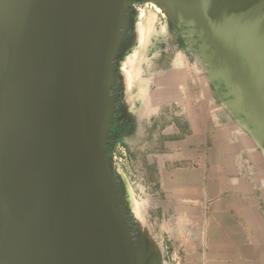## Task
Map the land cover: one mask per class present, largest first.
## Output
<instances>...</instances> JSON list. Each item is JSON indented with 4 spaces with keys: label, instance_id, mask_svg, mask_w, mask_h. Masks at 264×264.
Instances as JSON below:
<instances>
[{
    "label": "water",
    "instance_id": "obj_1",
    "mask_svg": "<svg viewBox=\"0 0 264 264\" xmlns=\"http://www.w3.org/2000/svg\"><path fill=\"white\" fill-rule=\"evenodd\" d=\"M264 144V0H156ZM130 0H0V264H154L107 144Z\"/></svg>",
    "mask_w": 264,
    "mask_h": 264
},
{
    "label": "rangeland",
    "instance_id": "obj_2",
    "mask_svg": "<svg viewBox=\"0 0 264 264\" xmlns=\"http://www.w3.org/2000/svg\"><path fill=\"white\" fill-rule=\"evenodd\" d=\"M198 44L158 1L130 4L111 88L115 121L124 129L110 133L107 144L115 187L154 264H264V144L251 141L237 149L230 141L228 165L221 166L230 177L237 170L246 183L255 221H234L216 200L195 199L189 189L180 195L183 182L198 178L200 158L190 152L188 159L178 145L187 132L186 66L202 68ZM218 143L228 144L210 141L207 150Z\"/></svg>",
    "mask_w": 264,
    "mask_h": 264
},
{
    "label": "crops",
    "instance_id": "obj_3",
    "mask_svg": "<svg viewBox=\"0 0 264 264\" xmlns=\"http://www.w3.org/2000/svg\"><path fill=\"white\" fill-rule=\"evenodd\" d=\"M186 68V116L183 124L187 132L178 145L183 155H188V159L191 152V157L200 158V161L198 170H194L195 179L196 176L198 178L183 182L180 190H184V193L180 195L188 196L185 191L189 189V194L195 199L205 203L216 200L217 206L224 209L223 213H233L234 221L253 222L254 206L243 191L246 189V183L240 181L237 170L232 174L233 177H230L229 170L221 166L224 163L228 165L225 161L227 149L231 146L230 141L239 149L256 140L248 129L233 117L222 103H219L207 68L203 65L199 70L194 63H188ZM210 141H227L228 144L212 145L208 151L207 145ZM261 151L264 154L263 149ZM220 159H224V162ZM192 189L194 192L190 191ZM244 214L246 217H242Z\"/></svg>",
    "mask_w": 264,
    "mask_h": 264
},
{
    "label": "trees",
    "instance_id": "obj_4",
    "mask_svg": "<svg viewBox=\"0 0 264 264\" xmlns=\"http://www.w3.org/2000/svg\"><path fill=\"white\" fill-rule=\"evenodd\" d=\"M123 130H122L121 126L114 120L112 125H111V132L110 133H120Z\"/></svg>",
    "mask_w": 264,
    "mask_h": 264
},
{
    "label": "bare ground",
    "instance_id": "obj_5",
    "mask_svg": "<svg viewBox=\"0 0 264 264\" xmlns=\"http://www.w3.org/2000/svg\"><path fill=\"white\" fill-rule=\"evenodd\" d=\"M149 19V18H148ZM147 21V20H146ZM149 22V21H148ZM148 25H150V24H148ZM139 27V26H138ZM147 28H148V26H147ZM142 31V30H141ZM164 81V80H163ZM250 143V142H249ZM264 155V154H263ZM255 156V155H254ZM262 158V157H261ZM264 158V157H263ZM255 161V160H254ZM258 164V163H257ZM257 166V165H256ZM260 167V166H259ZM263 170H264V168H263ZM263 172V171H262Z\"/></svg>",
    "mask_w": 264,
    "mask_h": 264
},
{
    "label": "flooded vegetation",
    "instance_id": "obj_6",
    "mask_svg": "<svg viewBox=\"0 0 264 264\" xmlns=\"http://www.w3.org/2000/svg\"><path fill=\"white\" fill-rule=\"evenodd\" d=\"M133 1L134 0H130V4H132L133 3ZM116 115V114H115ZM115 120V116H114V119H113V121ZM113 123V122H112Z\"/></svg>",
    "mask_w": 264,
    "mask_h": 264
}]
</instances>
